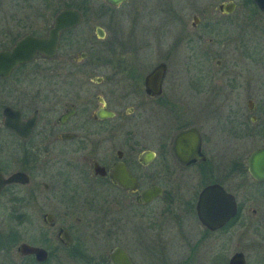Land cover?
I'll return each mask as SVG.
<instances>
[{"label":"flooded vegetation","instance_id":"obj_1","mask_svg":"<svg viewBox=\"0 0 264 264\" xmlns=\"http://www.w3.org/2000/svg\"><path fill=\"white\" fill-rule=\"evenodd\" d=\"M33 1L0 0V52L22 40L46 38L64 9L77 12L79 19L58 33L51 56L35 52L0 76V176L24 177L0 189V203L19 209L27 202L33 211L39 196L45 203L55 202L56 213L32 212L41 227L28 243L17 246L15 236L0 239V264H59L61 258L108 264L107 253L116 247L131 264H196L204 241H210L208 251L213 236L248 231L251 204L250 227L256 233L264 230V170L255 179L247 168L250 154L264 150V49L258 42L250 46L240 40L237 52H212L217 21L207 20L212 14L207 5L198 15L192 9L187 23L174 0L117 5ZM218 5L215 11L221 16L234 11L226 14ZM122 7L128 9L118 12ZM251 7V14L264 15ZM107 13L111 24L105 28ZM125 17L134 26L144 19L136 25L141 36L125 40ZM93 22L103 26H91L90 36ZM83 32L86 36H80ZM74 42L87 51L68 55L66 44ZM121 42L132 46L126 52L108 48ZM135 44H141V51L132 48ZM181 45L186 50L172 57L171 51ZM251 48L255 52L246 51ZM158 52L162 54L156 56ZM172 64L183 66L181 73L171 72ZM247 138L256 141L245 146ZM230 179L246 183L247 196H240L241 183L230 186ZM212 186L234 203L233 215L219 226L213 219L220 205L222 214L226 209L219 193L206 195L205 207L199 206L201 193ZM150 191L154 196L145 200ZM62 196L65 201L58 205ZM24 216L17 211L12 215L17 222ZM121 235L125 247L116 244ZM21 244L42 250L43 260L21 255ZM129 245L137 246L138 256Z\"/></svg>","mask_w":264,"mask_h":264},{"label":"rangeland","instance_id":"obj_2","mask_svg":"<svg viewBox=\"0 0 264 264\" xmlns=\"http://www.w3.org/2000/svg\"><path fill=\"white\" fill-rule=\"evenodd\" d=\"M53 3H56V5L61 4V2L63 1H67V2H80V0H51ZM226 1H233V3L235 4V9L233 11L232 14L230 15H219L216 11V5L224 3ZM34 3H41L40 1L36 0L33 1ZM89 3H91L92 5H98L100 2L97 0H89ZM154 2V1H153ZM174 2L176 4H178V8L181 9V13H184L186 15V20L187 23H189L190 21V16L193 13V11H191L192 9H195L198 15L199 10L203 7L207 5V12L208 14L212 13L207 20L212 19V21L216 20L217 21V27H213V36H214V40L216 43L212 44V52H218L219 54H222L226 51H233V52H237L240 49V40H244L246 41L250 46H252L253 44L256 45V43H259V47L260 50L263 52L262 48L264 49V15L262 14H251L253 13V9L251 7V5L247 4L245 2V0H174ZM130 1L127 2V4L129 5ZM139 3H143L142 1ZM153 5H155V2L152 3ZM253 4V3H252ZM128 7V6H127ZM127 7H122L120 9H117L118 12H120L121 10H127ZM254 8V7H253ZM204 19V17H202ZM102 22H104V26L101 23L98 22H93L90 27H89V32H87V35L92 36L91 34V26L95 25L96 23L101 24L103 27H105L106 25H110L111 24V17L109 15V13L106 14V16L104 15L102 18ZM241 20H245V23H243V25L241 24L242 21ZM153 21H155V18H153ZM121 26L123 28V36H132L134 35L136 36H141V30L139 28V26L136 25H140L144 23V19L143 18H139V22H136V29H133L134 24L131 25L132 23L130 22V19L128 17H125L124 19H122L121 21ZM216 24H213V26H215ZM85 26V25H84ZM83 26V27H84ZM242 27H244V33L242 32ZM106 28V27H105ZM135 30V32H134ZM224 30V33L222 32ZM133 32V34H132ZM77 34L79 33V30L76 32ZM106 35L107 37L110 35V30L109 32L106 31ZM76 34V35H77ZM140 34V35H139ZM80 36H86V33H82ZM106 37V39H107ZM125 37H122L123 39ZM127 37L125 40H127ZM119 37V39H122ZM228 39V40H227ZM84 40V39H83ZM82 40V41H83ZM95 40V39H94ZM219 42V43H218ZM106 46L107 42H94V45L99 46ZM164 42H162V44L160 46H163ZM167 45V44H166ZM66 46L70 47L67 49V54L70 55L72 54L74 51H84L86 52L87 50H82L83 48L80 45H77L76 42L71 43V44H66ZM80 46V47H79ZM110 46L112 48H116L115 50L118 51H128L130 48V46H132V44H128L125 42H121L118 44H108V48ZM75 48H78L76 50H74ZM133 49L136 50H140L141 51V44H135L132 47ZM109 49V50H110ZM183 50H186L185 47L183 45H181V49L177 46L175 47L171 52L172 57L174 58H178L179 52H182ZM246 51H250V52H255V50L251 49H247ZM150 54V53H148ZM162 53L158 52V54L156 56L161 55ZM145 55H143L142 57H144ZM152 56V55H151ZM150 56V57H151ZM92 57V55H91ZM141 57V58H142ZM149 57V56H148ZM171 57V58H172ZM252 58H259V56L256 53H252L251 54ZM91 61V58L89 59V62ZM171 61L173 62L174 60L171 59ZM177 61V60H175ZM213 62V60H212ZM84 64H87L88 62H82L81 64H79L78 66H81ZM213 64V63H212ZM69 66L73 67V64L69 63ZM171 72H175L177 74L181 73L183 66H181L180 64L178 65V67L174 68L173 64L171 65ZM255 70V69H254ZM254 136V135H253ZM256 141V139L254 138H247L245 141V146H248L250 144V142ZM151 141V139H150ZM241 183V187L239 189V195L240 196H247L248 193V188L245 187L244 182H240L238 180H234L231 181V179L228 181V184L231 185H240ZM96 188V187H95ZM103 192L105 191V189L103 187H101ZM97 190V188H96ZM252 191V190H251ZM250 191V192H251ZM98 193H102L101 191H97ZM65 197H58V199H56V202L59 204H62V201ZM4 201V200H3ZM36 204V209L34 208L33 211H38V213L40 211H48L51 213H56L55 207H56V203L52 202V205L49 203H45L42 199H40V197L38 196V200L35 203ZM251 204V203H250ZM49 206H51V208L49 209ZM33 207V206H32ZM251 207H254V205L251 206L247 209L246 211V218H248L246 220V224H248L249 229L248 231H246L243 235H228V236H213L212 238V247L211 250L207 248L210 246V241L208 240L207 242H203L202 245L198 248L196 254H195V259L197 258V262L196 264H226L227 259L230 257V255L234 252H242L244 257H245V261L246 264H264V256H262L264 254V230L260 231L259 233L254 232V230H252V228L250 227V225L253 224L254 221V217L251 215L250 210ZM17 211L21 214L24 213V218L20 219V222H17L13 219L12 215L13 213ZM32 209H31V204L30 203H21V205H19V209L18 206H16L14 203H0V239L1 240H6V238L8 236H10V238H14V236L17 238L16 240V245L18 246L19 241L21 242H25L28 243L29 241L36 239V235H37V229L38 227H41V223L39 221V218L35 219L34 216L32 215ZM31 215V217H30ZM39 215V214H38ZM38 217V216H37ZM62 218L61 216L58 214V222L63 223V221H60ZM264 228V220H261V227L260 228ZM191 239H193V236L190 237ZM13 243V241H12ZM53 246L56 245L55 241L52 242ZM9 243L4 242L3 241V246L7 247ZM11 244V242H10ZM116 244H121L122 246L125 247L126 245V241H125V236L121 235V237L116 241ZM88 247H90L92 249V245L89 246V244H87ZM130 249H132L133 251H135L134 249H137V246L134 245H129L127 246ZM204 247V249L206 250H201ZM105 251V250H104ZM104 251L101 253L103 254ZM5 251H2V259L4 256ZM184 253L180 252L178 253V258L181 257L182 259V255ZM261 254V255H260ZM135 255L138 256V252L135 251ZM62 260V258H61ZM59 261V264H75L74 262H72L69 258H65L64 261Z\"/></svg>","mask_w":264,"mask_h":264},{"label":"water","instance_id":"obj_3","mask_svg":"<svg viewBox=\"0 0 264 264\" xmlns=\"http://www.w3.org/2000/svg\"><path fill=\"white\" fill-rule=\"evenodd\" d=\"M104 1L111 5H117L123 2L124 0H104ZM251 1L259 11L264 12V0H251ZM234 8H235V4L233 2L221 3L217 6V9L219 11L225 12L226 14L231 13L234 10ZM78 19L79 17L77 12L71 9H64L55 16L53 22V28L51 31H49V34L46 38H43L41 40H31V41L29 40V42L27 40H22L19 43H17L12 50L6 52H0V76L6 75L8 71L13 67H15L16 65L30 60L35 52H39L41 54L44 55L46 54L47 56H51V54H53L55 50L58 33L66 28L76 25ZM157 68L159 69L160 67ZM179 135H177V138L179 137ZM247 168L252 178L255 179L259 178L257 172H259V169L264 170V150L250 154L247 161ZM23 180L24 177L21 174H14L8 177L7 179H3L0 176V189L6 184L18 182V181L22 182ZM212 192L214 194L219 193L218 195L223 199V204L226 206L225 212H223L222 214L221 205H220V214L218 217H214L213 219L214 226H219L233 215L234 203L229 195L223 193L221 189H219L218 187L212 186L207 188L201 193L199 206L205 207L206 195L212 194ZM154 194H151V191L147 192L145 194V200L149 199L152 195L154 196ZM45 218H47V222L50 221L51 219V217L48 215H46ZM200 218L203 221V218L202 217ZM63 236L64 239L66 240V243L69 244L70 239L68 238L65 232H63ZM18 252L21 255L34 254L36 256V260L38 261L43 260L45 255L42 250L32 248L26 244H21L18 247ZM106 260L108 264H131L125 252L118 247L111 249L107 253ZM226 264H244L243 255L238 252L233 253L228 258Z\"/></svg>","mask_w":264,"mask_h":264},{"label":"trees","instance_id":"obj_4","mask_svg":"<svg viewBox=\"0 0 264 264\" xmlns=\"http://www.w3.org/2000/svg\"><path fill=\"white\" fill-rule=\"evenodd\" d=\"M245 2L249 5H252V2L250 0H245Z\"/></svg>","mask_w":264,"mask_h":264}]
</instances>
